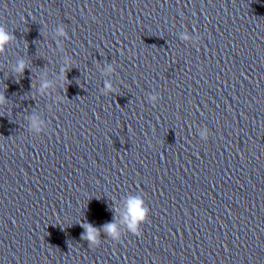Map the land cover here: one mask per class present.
Listing matches in <instances>:
<instances>
[{
    "label": "clouds",
    "instance_id": "clouds-1",
    "mask_svg": "<svg viewBox=\"0 0 264 264\" xmlns=\"http://www.w3.org/2000/svg\"><path fill=\"white\" fill-rule=\"evenodd\" d=\"M60 35H64L63 30H60ZM14 37L11 36L8 32L5 31L3 27H0V53L4 52L5 45L9 43ZM26 67V64L23 60L19 61L14 69V71L17 74H23L24 69ZM65 70L62 69V72ZM111 71V69H109ZM66 79V76H65ZM50 87V84L48 82H44L41 86V92H43L45 89ZM105 88L109 91L112 90V86L110 83L105 84ZM155 99V98H153ZM5 103V97L3 94H0V105ZM143 202L140 199H131L128 201V208H127V219L130 221L129 228L130 230L137 236H139V232L137 231V225L139 222H142L146 217V209L142 206ZM82 227H85L87 235L83 237V239H86L93 243H98L97 237L99 235V230L94 229L90 224L88 225H82ZM104 231L108 233L109 235L113 236L114 238H117V232H116V225L115 224H107L104 226Z\"/></svg>",
    "mask_w": 264,
    "mask_h": 264
}]
</instances>
